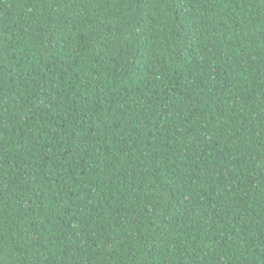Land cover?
<instances>
[{"label":"trees","instance_id":"obj_1","mask_svg":"<svg viewBox=\"0 0 264 264\" xmlns=\"http://www.w3.org/2000/svg\"><path fill=\"white\" fill-rule=\"evenodd\" d=\"M0 264H264V0H0Z\"/></svg>","mask_w":264,"mask_h":264}]
</instances>
